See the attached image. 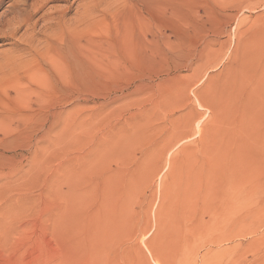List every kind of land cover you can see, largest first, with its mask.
Listing matches in <instances>:
<instances>
[{
  "label": "rangeland",
  "instance_id": "obj_1",
  "mask_svg": "<svg viewBox=\"0 0 264 264\" xmlns=\"http://www.w3.org/2000/svg\"><path fill=\"white\" fill-rule=\"evenodd\" d=\"M35 1L0 0V30L5 29V32L0 31V34L5 33L3 36L0 35V55H4V57L0 56L2 65L0 68L3 67L4 73H10L0 79L3 83L5 82L3 85L0 83L1 89H3L0 90V107H3L2 110L5 109L3 111H8L9 101L6 94L15 96V91L10 86L11 81L17 79L21 82L25 92L35 87L39 88L37 79L29 78L26 74L38 66L36 60L23 59L21 62V59V61H17L16 68L19 64L25 68L24 70L18 69L19 66L18 72L16 71L14 74L8 62L7 64L4 62L8 52L12 51V54L15 52L17 54L18 47H21L25 40H29V35L31 37L33 29L25 22L29 18V14L34 13L32 5ZM161 1L163 7L161 5L160 14H158V18H160L158 25H161H159V34L161 33V38L164 40L160 43L162 56L154 58L147 65L141 61L135 65L133 70L131 68L121 75L122 77L116 74L112 78L123 80V84L126 86L140 81H158L160 79L163 81H161L163 86L160 85L155 94L138 97V101L146 106L151 105V102L159 104L153 110L154 114L151 115V117L154 116L152 118L155 119L154 122L149 120L151 123L144 126V129L148 128L147 131L144 130V134L146 132L148 135L151 131L150 136L146 138L143 134L141 137L146 138L145 141L140 138L139 143H132L131 146L129 145L130 147L125 145V149H128L123 153L121 149H118L108 156L109 160L105 161L107 162L105 169H108L106 173L109 174L107 184L109 190L106 188L105 194H102L101 191L103 190V174L99 175L101 177H97L96 173L92 174V183L96 187L93 195L98 194L95 195L97 202L93 196L84 210L86 213H84L90 217L89 214H92L91 218L94 221L92 219V222L87 223L89 219L86 217L87 224L83 223V228L75 227L73 225L75 222H71L66 211V185L63 177L65 175L66 152L62 133L65 113L59 116L53 126L52 122L57 109L65 107L64 109L71 110L72 115L75 114L76 118L79 113L77 111L80 108L79 104L87 107L85 111L93 109L94 106L96 108V104L89 100L85 103L79 101L82 95L89 97V93H80L77 90L71 91L69 94L60 93L49 90L48 88L54 86L50 84H48L49 87L46 85L44 89L40 88L38 97L29 94V91L26 92L24 99L27 106L16 102V110L19 114L17 117L20 119V123L15 125L12 133L5 128L0 131L1 138H5L3 144L0 145V264H167L168 260V264H202L201 262L205 260L206 264H264V215L258 217L256 221L239 226L234 233V235H238L228 238L221 237L222 232H219L215 227H205L203 234L195 238L192 248L186 252L187 254L185 253L186 256L182 261L181 255L174 250L176 246L173 245L174 240L169 234L170 232L166 233L163 230V236L158 232L162 225L159 215L167 205V191L169 194L175 195L176 193L170 177L173 162H170L174 161V158L178 161L179 156L182 155L179 154L182 153L181 149L195 144L200 139L199 129L204 123L210 122L213 117L212 109L204 103L202 97L206 87L211 81H218L224 77L227 67L233 61L232 58L240 51L241 46L239 45L243 46L248 39H256L258 47H264V0ZM80 4L81 0H48L42 9L43 12L33 14L32 21L34 23L37 21L34 29L38 33L37 38L40 39L45 34H50L51 31L41 18L44 11L48 12L49 9L53 11L55 8H59L58 14L62 12L68 19L70 18V21L74 22L72 19H75V15L77 16V12L80 10L77 5L80 6ZM164 5L167 6L164 8ZM121 18L122 16H120ZM21 19L25 24L20 22ZM68 19L66 20L68 21ZM164 19L166 20L164 21ZM15 20L21 24H17L18 22ZM6 23H9L8 26ZM18 25L20 26L18 27ZM15 29L18 33L16 34L17 39L16 37L10 38L12 35L10 33ZM253 32L255 36L252 35ZM103 36L105 37V33L97 32L91 37L96 40L95 44L85 38L82 43L90 48H98L103 43L104 47H100L101 50H107L106 47L111 45L104 43ZM20 39L23 43L20 42ZM38 46H41L40 50H46L43 44L39 43ZM40 58L39 56V61ZM28 62L31 69L26 66ZM22 63L25 65L22 66ZM6 66L10 67V71H6L9 70ZM139 67H143L144 70L138 72ZM193 70L194 72H192ZM263 91L264 89L261 90L259 87L250 90L248 96L254 101L255 109L260 107ZM162 92L163 95H161ZM76 93L81 94L80 97ZM115 93L116 91L111 92L110 95L114 96L112 94ZM110 95L107 93L102 97L109 99ZM177 97L180 98L177 99ZM173 98L176 99V102ZM157 99L159 103H157ZM169 100L171 102H168ZM164 102L166 105L168 102L167 107L164 106ZM160 105L163 106L159 107ZM72 107L74 108L71 109ZM131 110L135 112L137 107ZM186 110L193 112L189 137L185 140H177L173 143L172 149L160 151L161 146L159 148L156 145L160 143L162 145L161 141L171 131L169 119L171 120V116L173 118H176L177 115L183 116ZM143 115L139 112L135 117L140 119V117L143 118ZM107 117L103 118L102 123H98L91 131L90 137L94 141H99L98 139L101 140L103 136L112 132L109 127L111 123H114L115 116L107 115ZM50 127L52 128L50 129ZM150 127L156 131L153 132ZM84 148L83 151L86 152L88 149ZM154 151L161 153L154 154ZM105 195L113 196H111L112 200L110 197V200L113 201L112 205ZM105 199L106 201H104ZM168 200L172 204H177L178 201L176 196L174 200H171L169 196ZM107 202L110 203L111 209ZM125 209L126 211L122 212ZM104 210H107L108 213ZM96 214L97 216H95ZM101 214L103 217L98 216ZM122 214L123 216H121ZM99 217L102 219L100 218V220ZM175 219L176 217H173L168 220L171 222L167 223H172L173 226ZM206 219L209 218L206 217ZM104 232L106 235L103 234ZM169 238H172V241Z\"/></svg>",
  "mask_w": 264,
  "mask_h": 264
},
{
  "label": "bare ground",
  "instance_id": "obj_2",
  "mask_svg": "<svg viewBox=\"0 0 264 264\" xmlns=\"http://www.w3.org/2000/svg\"><path fill=\"white\" fill-rule=\"evenodd\" d=\"M165 1L171 2L170 0ZM47 2L48 0H36L32 5L33 14L42 11ZM78 5L77 8L80 7V10L77 12V16L75 15V19H72L74 22L70 21V18L68 19L66 14H62V12L58 14L60 12L59 8H55L53 11L50 9L48 12L44 11L41 18L46 22L47 28L51 31L50 34L47 33L40 39L37 38V31H34L37 21H35L36 24L32 21L33 14L30 13L29 18L24 22L27 23V26L29 24L33 29L31 37L29 35V40H25L24 43L21 40L23 38L20 37V42L23 44L16 50L17 54H15V51L13 54L10 51L4 58L6 59L4 62L6 64L8 62L13 74L16 71L18 72L17 68L20 64L16 68V65H18L16 62L21 61V59V62H23V59H27L28 61L34 59L38 62V66L35 69L29 67V62L26 64L31 69L26 72L27 76L37 79L39 87L27 90L26 92L29 91V94L38 97L40 88L44 89L46 85L50 84L55 87L48 88L49 90L60 93L69 94L71 91L76 90L80 93H89V97L82 95L79 101L84 103L92 101L97 106L85 111L87 107L79 104L80 108L77 109L79 113H77L76 118L75 114L72 115V111L64 109L65 107L60 110L57 109L56 115L53 114L52 126L56 123L59 116L65 113L63 120L64 130L62 133L66 152L65 175L63 176L66 185V211L71 222L76 223L73 225L77 228L82 227L83 223L85 225L86 217L89 219L87 223L92 222L93 219L91 218L93 217L92 214H89L91 217L86 216V211H84L87 208L89 200L93 196L95 198L97 194L93 195L96 187L92 183V174L96 173L97 177H101L99 175L103 174V190L99 189L102 191V194H105L109 182V174L106 173L108 169H105L107 163L105 161L108 156L118 149H121L123 153L128 149H125V145L131 146L132 143L138 142L140 138L144 140L150 136V129V132L148 131L149 134L147 133L148 135H146V132L144 134V130H148L147 127L144 129V126L149 123V120L154 122L155 119H152L154 116L151 117V115L152 113L154 114L153 110L159 104L151 102V105L146 106V104L138 101V97L145 94H155L159 86H163L161 79L158 81H140L131 86L124 85L121 79H112L116 74L122 77L121 75L131 68L133 70L136 67L135 65L141 61L147 65L154 58L160 57L162 53L160 51V43L163 39L161 38V33L159 34L160 24L158 25V22L160 23V21L158 19L160 18H158V14H160L161 5L163 7L161 0H81L80 6ZM166 6L164 5V8ZM118 15L119 17L117 18ZM120 16H122L121 19ZM8 22L12 23L11 21ZM17 22V24H21L23 21L21 19V23ZM9 23H6V25ZM7 28L6 30H8ZM0 31L5 32V29ZM16 32L15 29L14 32L10 33L12 34L10 38L16 37L17 39L16 34L18 33ZM97 32L105 33V37L103 36L102 40L105 44L109 43L111 45L110 47H106L107 50H101L100 47H104L103 43L98 48H90L83 45L82 40L84 38L95 44L96 40L91 37ZM3 34L5 33H1L0 35L3 36ZM252 35L255 36L254 32ZM38 41L44 45L46 50L42 51V49H39L41 46H38ZM257 42L258 40L256 39H248L243 46L239 45L241 48L237 46V48H240V51L235 57H231L233 61L227 67L224 77L219 80L217 79L218 81L213 80L208 84L202 97L204 103L208 104L207 106L212 109L213 117L210 119L211 121L209 120L210 122L204 123L201 128L199 127L201 133L200 139L195 140V144L191 146H183L184 148L181 149L182 153H179L182 154V157L179 156L178 161L174 158V161L170 162H173V165L171 176H169L173 181L176 193L175 195L169 194V191H167V205L166 207L164 206L165 209L159 215L162 225H160L161 227L159 226L161 229L158 232L162 236L164 231L166 233L170 232L169 234H171L174 240L173 245L176 246L174 250L181 255V261L186 256V252L192 248L195 238L203 234L205 227H215L219 232H222L221 237L226 236L225 238H228L229 236L238 235H234V233H236L239 226L256 221L258 217L264 215V95L259 109L253 107L254 101L248 96L250 90H255L257 87L261 90L264 89V47H258ZM0 56L4 57L3 54ZM39 56L41 57L40 61ZM23 65L25 64L22 63ZM10 67L7 68L9 69ZM2 68H0V79L10 74L8 72L4 73L5 71ZM20 68L24 70L25 66L23 68L20 66L18 69ZM137 70L140 72L144 68L139 67ZM6 71H10V69ZM0 83L2 85L5 84L2 81ZM2 85H0V90H3L1 89ZM10 86L15 91V96L12 97L5 91L9 104L7 107L8 111H3L5 109L2 110L3 107H0V131L2 128H5L8 132L12 133L14 132L15 125L20 123V119L17 117L19 114H17L16 102L26 106L28 104L24 99L26 92L23 90L22 83L16 79L10 82ZM114 91L116 93L112 94L114 96H111L110 93ZM107 93L111 96L109 99L108 97L106 98L108 100L102 97L106 96ZM80 95L78 94L79 97ZM161 95H163V92ZM90 98L93 99L90 100ZM173 99L176 102V99ZM168 102L171 101L169 100ZM168 102H166L167 105ZM157 103H159L158 99ZM161 106L163 105L159 107ZM134 107H137L135 112L131 110ZM187 109L189 110V108ZM189 111H192V109ZM139 112L142 115L144 114L143 118L136 119L135 116ZM192 114L193 112L186 110L181 117L179 115L176 118L171 116V120L169 119L171 131L161 141L162 145H160L161 143L156 145L158 147L161 146V148H156L160 151L172 149L173 143L177 140L187 139L191 131ZM107 115L115 116L113 119L115 120L113 121L114 123H111L110 129L108 128L112 132L108 133L105 137L103 136V139L94 141L90 137L92 135L91 131L95 129L98 123H102L103 118H106ZM143 134L146 138L141 137ZM4 141L5 138H1L0 136V145ZM84 147L88 149L86 152L83 151ZM160 151H154V154ZM50 195L52 196V194ZM112 195H105L111 205L113 202L111 201ZM169 196L171 200H174L176 196L178 200L177 204H172L168 200ZM110 203L108 204L109 209H111ZM96 208L98 209L97 205ZM123 211H126V209ZM96 213L98 212L96 211ZM102 214L104 213L102 212ZM102 214L98 216H102ZM173 217H176V219L174 221L175 224L172 226V223L167 222H171L168 220ZM206 217L209 219L207 220ZM107 229L109 230V228ZM103 234L106 235V232ZM172 238H169L170 241H172ZM201 263L206 264V260Z\"/></svg>",
  "mask_w": 264,
  "mask_h": 264
}]
</instances>
